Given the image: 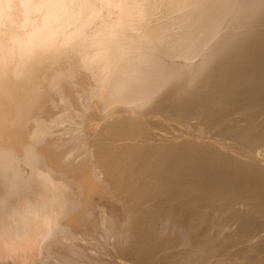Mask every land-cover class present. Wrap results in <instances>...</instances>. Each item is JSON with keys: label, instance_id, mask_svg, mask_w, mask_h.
I'll return each mask as SVG.
<instances>
[{"label": "bare ground", "instance_id": "6f19581e", "mask_svg": "<svg viewBox=\"0 0 264 264\" xmlns=\"http://www.w3.org/2000/svg\"><path fill=\"white\" fill-rule=\"evenodd\" d=\"M263 152L264 0H0V264H264Z\"/></svg>", "mask_w": 264, "mask_h": 264}, {"label": "rangeland", "instance_id": "374dc122", "mask_svg": "<svg viewBox=\"0 0 264 264\" xmlns=\"http://www.w3.org/2000/svg\"><path fill=\"white\" fill-rule=\"evenodd\" d=\"M172 122H173V121H172ZM173 123H174V122H173ZM218 137L221 138V137H223V136L219 135ZM261 149L263 150V148H260V149H258V150L262 151ZM263 153H264V152H263ZM258 242H264V235L261 236V237H260L258 240H256L254 243H255V244H258ZM261 254L264 255V249L262 250Z\"/></svg>", "mask_w": 264, "mask_h": 264}]
</instances>
